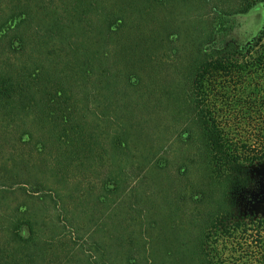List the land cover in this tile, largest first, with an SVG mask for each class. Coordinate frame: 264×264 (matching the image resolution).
I'll return each mask as SVG.
<instances>
[{"label": "rangeland", "instance_id": "rangeland-1", "mask_svg": "<svg viewBox=\"0 0 264 264\" xmlns=\"http://www.w3.org/2000/svg\"><path fill=\"white\" fill-rule=\"evenodd\" d=\"M110 1L115 4L112 10L123 17L115 22L104 50L102 36L94 30L89 29L91 33L80 40L85 39L88 49L100 53L99 61L110 66L112 51L136 29L133 36L137 37L132 38H139L140 45L129 69L144 81L156 77L158 83L172 87L179 76V52L172 49L194 50L191 32L212 19L209 8L195 4L188 11L171 1ZM261 21L262 15L255 13L223 16L215 23L223 41L244 44L254 37ZM28 29L22 27V31ZM62 46L51 44L49 53L65 61L67 57L59 52ZM15 57L9 61L13 66L17 65ZM97 89V108L87 111L89 127H85L87 136L96 137L94 153L90 156L84 150L80 161L66 167L56 166L53 151L18 143V123L0 112V225L7 227L10 217L17 215L39 229L46 252L36 264H199L204 254L224 264H264V228L257 232L249 225L246 232L239 230L231 236L213 234L208 223L218 211L224 216L230 203L220 207L218 192L194 172L186 173L189 154L175 110L141 107L140 94L135 99L140 106L133 110L129 102L109 99L102 84ZM38 96L36 100L42 99ZM12 102L17 105V100ZM108 172L113 174L109 182ZM249 217L252 220L243 223H259L264 214ZM8 233L0 242L10 243Z\"/></svg>", "mask_w": 264, "mask_h": 264}, {"label": "trees", "instance_id": "trees-1", "mask_svg": "<svg viewBox=\"0 0 264 264\" xmlns=\"http://www.w3.org/2000/svg\"><path fill=\"white\" fill-rule=\"evenodd\" d=\"M154 1L180 3L188 11L195 4L205 5L212 15L201 30L191 32L194 50L185 46L172 49L179 52V76L172 87L158 83L156 77L144 81L129 69L131 56L140 45L139 38H132L137 37L133 36L136 29L112 51L113 58L107 61L110 66L99 61L100 53L88 49L85 39L80 40L91 33L89 29L94 30L102 36L104 50L115 22L123 17L112 10L115 4L110 0H0V112L18 123V143H34L38 150L53 151L56 166L66 167L80 161L79 156L94 153L96 137L87 136L85 127H89L88 112L97 108V84H102L109 99L129 102L133 110L140 106L135 103L138 94L141 107L175 110L189 154L186 173L194 172L218 192L220 207L230 203L224 216L218 211L208 223L213 234L231 236L239 230L246 232L249 225L258 232L264 228V219L243 223L252 219L241 215L238 198L254 187L257 172L264 168V0ZM255 13L262 15V21L254 37L244 44L223 41L216 19ZM35 16L39 17L32 28ZM24 26L29 29L22 31ZM70 39L75 40L73 45ZM58 42L63 45L59 52L67 57L65 61L49 53L51 44ZM12 56H16V67L9 63ZM38 94L42 99L36 100ZM77 109L83 115L77 112V116ZM112 175L106 173L108 182ZM16 217H10L7 227L0 225V239L7 232L10 237V243L0 242V264H36L46 252L39 229L29 219ZM199 264L224 261L204 254Z\"/></svg>", "mask_w": 264, "mask_h": 264}, {"label": "flooded vegetation", "instance_id": "flooded-vegetation-1", "mask_svg": "<svg viewBox=\"0 0 264 264\" xmlns=\"http://www.w3.org/2000/svg\"><path fill=\"white\" fill-rule=\"evenodd\" d=\"M256 177L254 187L238 198L242 216L264 214V170L257 172Z\"/></svg>", "mask_w": 264, "mask_h": 264}]
</instances>
